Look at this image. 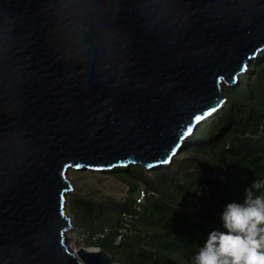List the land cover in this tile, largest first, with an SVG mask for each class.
<instances>
[{"label": "water", "instance_id": "1", "mask_svg": "<svg viewBox=\"0 0 264 264\" xmlns=\"http://www.w3.org/2000/svg\"><path fill=\"white\" fill-rule=\"evenodd\" d=\"M263 51L264 0H0V264H119L68 172L170 166Z\"/></svg>", "mask_w": 264, "mask_h": 264}, {"label": "trees", "instance_id": "2", "mask_svg": "<svg viewBox=\"0 0 264 264\" xmlns=\"http://www.w3.org/2000/svg\"><path fill=\"white\" fill-rule=\"evenodd\" d=\"M223 95L225 107L198 127L170 166L87 171L129 175L144 182L150 193L138 204L139 183L132 182L124 200L79 191L72 195L69 212L84 225V233L109 229L104 239L87 246L101 248L119 264H194L209 232L224 230L225 207L242 203L245 188L255 179L264 180V51L236 87H224ZM124 216L132 217L127 235L120 233Z\"/></svg>", "mask_w": 264, "mask_h": 264}, {"label": "clouds", "instance_id": "3", "mask_svg": "<svg viewBox=\"0 0 264 264\" xmlns=\"http://www.w3.org/2000/svg\"><path fill=\"white\" fill-rule=\"evenodd\" d=\"M264 180L244 190L243 202L229 203L221 214L223 231L212 230L194 264H264ZM260 193L257 195L256 193Z\"/></svg>", "mask_w": 264, "mask_h": 264}, {"label": "rangeland", "instance_id": "4", "mask_svg": "<svg viewBox=\"0 0 264 264\" xmlns=\"http://www.w3.org/2000/svg\"><path fill=\"white\" fill-rule=\"evenodd\" d=\"M94 175L95 174L89 173L87 171L70 170L68 172L67 176L71 180L74 186L73 192L68 195V199H69L68 207L70 204V198L72 197V195L76 194L77 191L82 192L83 194L90 197H96V198L112 197L118 201L124 200L128 196V188L132 182L139 183L140 194L138 196L136 195V202L138 204H143L148 198V196L145 198L142 195L141 191L143 190L146 191L145 189L147 185L141 180L139 181L138 179H132L131 176L126 174H120V176H114V177L105 176V174H96L95 176ZM70 215L72 216L71 213ZM73 222H75L74 218H73ZM75 223L76 226L70 232L73 240H76L77 235L84 234V230H83L84 225L79 221ZM72 243L76 244L78 249L81 247H85L89 249L87 244L84 245V243H81L80 240H77L76 242L74 241Z\"/></svg>", "mask_w": 264, "mask_h": 264}, {"label": "built area", "instance_id": "5", "mask_svg": "<svg viewBox=\"0 0 264 264\" xmlns=\"http://www.w3.org/2000/svg\"><path fill=\"white\" fill-rule=\"evenodd\" d=\"M150 193H146L145 191H142V195L146 198L147 196H149ZM69 211V209H68ZM131 216H124V226L121 230H120V233L122 235H127L130 233V230H131V225H130V220H131ZM71 232V231H70ZM68 233L67 234V246L69 248V250H71L73 253H75V251H78V248H77V245L72 243V242H76L77 240H80L81 243H84V245L86 243H88V241H93V242H97L99 240H102L104 239V237L109 233V229L108 228H105L103 232H97L95 233L94 235H91V233H84L82 235H77L76 237V240H73L72 239V235L71 233ZM122 236L119 237V242L121 240ZM83 245V244H82ZM89 249L87 250H95V251H101L102 249L99 248V247H96V246H88ZM74 248V249H73Z\"/></svg>", "mask_w": 264, "mask_h": 264}, {"label": "snow or ice", "instance_id": "6", "mask_svg": "<svg viewBox=\"0 0 264 264\" xmlns=\"http://www.w3.org/2000/svg\"><path fill=\"white\" fill-rule=\"evenodd\" d=\"M191 131H192V130H191V129H189V130H188V133L190 134V133H191ZM173 155H175V153H173Z\"/></svg>", "mask_w": 264, "mask_h": 264}, {"label": "bare ground", "instance_id": "7", "mask_svg": "<svg viewBox=\"0 0 264 264\" xmlns=\"http://www.w3.org/2000/svg\"><path fill=\"white\" fill-rule=\"evenodd\" d=\"M74 249V248H73ZM74 252V251H73ZM77 253V251H75V254Z\"/></svg>", "mask_w": 264, "mask_h": 264}]
</instances>
